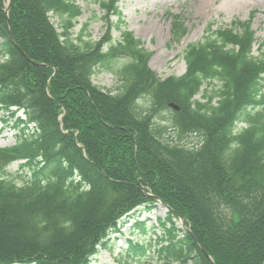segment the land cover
Masks as SVG:
<instances>
[{"label": "trees", "instance_id": "1", "mask_svg": "<svg viewBox=\"0 0 264 264\" xmlns=\"http://www.w3.org/2000/svg\"><path fill=\"white\" fill-rule=\"evenodd\" d=\"M120 2H100L105 19L122 16ZM50 13L64 17L62 33ZM81 15L73 0H0V111L20 130L0 146V264H91L155 198L169 209L161 264H264V47L255 56L253 18L210 25L185 49V73L159 78L129 31L116 43L110 32L73 40ZM186 34L175 21L174 38ZM120 60L116 94L93 84ZM129 252L147 247L130 241Z\"/></svg>", "mask_w": 264, "mask_h": 264}, {"label": "rangeland", "instance_id": "2", "mask_svg": "<svg viewBox=\"0 0 264 264\" xmlns=\"http://www.w3.org/2000/svg\"><path fill=\"white\" fill-rule=\"evenodd\" d=\"M81 7L82 15L76 19L71 38L80 37L93 43L101 41L110 32L111 43L121 39L122 33L132 32L142 41V47L152 52L149 67L159 78L171 75L182 76L186 71L183 53L190 44L201 42L207 35L208 28L213 31L230 28L235 21L252 20V29L256 32L255 56L264 47V0H121L119 9L122 16L110 15L101 9L105 0H73ZM10 10L6 5V13ZM59 33L63 32L64 17L49 14ZM179 21L186 28L187 34L182 39L173 35V25ZM106 45L104 51H107ZM123 60L114 62L111 70H101L93 77V84L116 94L121 81L114 71L122 67ZM206 87V86H205ZM204 87V88H205ZM197 98H200L198 96ZM18 116H22L20 112ZM16 117L0 111V145L16 144L20 130L16 126ZM246 125L240 124L238 129ZM22 127V126H21ZM193 145L198 138L192 136L183 141ZM14 163L8 171L15 177L21 176V164ZM30 175V170L26 169ZM152 211L141 207L134 210L119 224L117 231L104 241L91 264H161L159 249L164 231L159 219L167 216V210L156 204ZM140 225V226H139ZM178 228L182 223L177 222ZM130 241L146 245L147 252L135 256L130 254Z\"/></svg>", "mask_w": 264, "mask_h": 264}, {"label": "water", "instance_id": "3", "mask_svg": "<svg viewBox=\"0 0 264 264\" xmlns=\"http://www.w3.org/2000/svg\"><path fill=\"white\" fill-rule=\"evenodd\" d=\"M169 107H171L172 109H174L176 111H180V108L178 106L174 105V104H170ZM207 258L214 264V262L212 261V258L209 255H207Z\"/></svg>", "mask_w": 264, "mask_h": 264}]
</instances>
